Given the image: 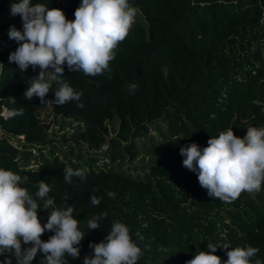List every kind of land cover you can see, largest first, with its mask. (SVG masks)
I'll return each instance as SVG.
<instances>
[{
  "label": "trees",
  "instance_id": "obj_1",
  "mask_svg": "<svg viewBox=\"0 0 264 264\" xmlns=\"http://www.w3.org/2000/svg\"><path fill=\"white\" fill-rule=\"evenodd\" d=\"M63 1L66 6L62 0H31L62 10L66 18L82 2ZM11 2L15 0H0V168L27 176L21 186L33 196L36 183L45 181L54 208L62 209L65 203L74 208L85 237L77 246L79 259L66 254L68 264H83L84 257L93 254L89 243L103 241L116 221L129 228L133 241L138 235L143 238L137 264H185L197 250L207 251L208 243L252 246L259 249L252 264L264 261V184L258 193L242 192L231 203L213 199L196 173L183 166L180 155L181 147L196 143L202 149L211 137L229 129L243 138L248 127H264V0H128L140 21L131 26L102 74L74 73L64 65V78L82 95L60 106L41 105L35 96L24 99L27 81L39 69L30 66L21 72L9 62L19 46L9 39V26L22 30L21 17L10 15ZM165 67L167 78L161 71ZM130 84L137 85L133 95ZM55 90L53 85L45 99H54ZM20 107L23 115L3 117L4 109ZM45 109L77 124L64 137L71 148L62 155L51 138L50 123L39 116ZM161 125L165 129L155 141L151 132ZM15 138L19 145L11 142ZM148 142L150 162L135 174L133 164ZM82 146L94 152L107 146L103 163L97 164L98 156L84 160ZM47 148L49 157L43 155ZM35 149L41 159L31 166ZM66 166L86 168V180L73 177L71 184L65 182ZM92 195L101 198L99 205L91 204ZM66 196L70 199L65 201ZM37 202L43 225L50 209ZM102 212L107 217L100 220L101 227L88 229V219ZM52 235L45 231L41 240L47 242ZM27 247L31 245L22 244ZM214 254L227 259L225 250ZM9 258L16 264L7 253L0 255V264ZM43 260L38 253L32 264Z\"/></svg>",
  "mask_w": 264,
  "mask_h": 264
},
{
  "label": "clouds",
  "instance_id": "obj_2",
  "mask_svg": "<svg viewBox=\"0 0 264 264\" xmlns=\"http://www.w3.org/2000/svg\"><path fill=\"white\" fill-rule=\"evenodd\" d=\"M11 17L19 16L22 30L9 26L8 37L19 45L10 53L9 62L26 72L31 66L39 69L38 75L27 81L24 99L38 97L42 104L60 106L69 101H79L82 95L64 78V65L71 72H83L88 76L102 74L109 69L115 57V49L127 37L134 23L137 10L128 0H82L69 21L60 9L33 4L31 0H15L9 4ZM0 67H3L0 64ZM165 78L168 68L161 69ZM56 86L54 99H45L52 86ZM137 90L136 84L128 85L129 95ZM12 103L15 99L9 98ZM78 107H83L79 104ZM8 117L23 115V107L7 111ZM183 166L196 173L200 186L209 197L231 203L242 192L258 193L264 184V127H248L246 135L238 138L232 129L211 137L207 146L192 143L180 148ZM64 181L71 184L73 177L86 180V168L63 169ZM28 177H21L11 170L0 168V255L14 256L16 264H32L37 254H42V264H68L66 254L79 259L84 239L79 221L74 218V208L65 203L62 209L54 208L49 198L50 186L39 180L34 196L21 186ZM110 198L115 193L108 192ZM70 199L65 197V201ZM50 209L47 222L38 218L40 205ZM92 205H99L101 198L91 196ZM106 212L88 219V229L101 227L100 220ZM45 231L52 232L47 242L41 240ZM143 238L133 241L129 228L122 222H113L104 240L89 243L93 254L85 256L83 264H137L143 255L139 246ZM22 244L31 247L22 248ZM147 246L145 245V248ZM218 249L226 251V260L215 255ZM259 252L252 246L232 247L229 243L207 244V251L197 250L185 264H252ZM3 264H13L6 259ZM254 264H264L255 259Z\"/></svg>",
  "mask_w": 264,
  "mask_h": 264
},
{
  "label": "rangeland",
  "instance_id": "obj_3",
  "mask_svg": "<svg viewBox=\"0 0 264 264\" xmlns=\"http://www.w3.org/2000/svg\"><path fill=\"white\" fill-rule=\"evenodd\" d=\"M158 7H161V5ZM67 19H69L71 21L74 20L75 19L74 14H72V17H68ZM139 21H140V18H139V16L136 15L134 18V23L131 26L135 25ZM165 110L166 109L164 107H162L161 114H163ZM7 111H8L7 109H4V111L2 113L3 117L6 119L9 118L7 115ZM39 116H40L41 120H43L45 123H50L51 129L49 132H50L51 138L54 140V143H55L56 147L58 148L57 149L58 154L62 155V153L67 151L68 147H70V145H71L69 143L64 142V137L68 138L77 129V124L71 120H66L62 117H56L51 109H45V110L40 111ZM164 129H165V127L163 125L159 126L158 130H153L151 132V135H152L151 137L155 141H159L160 140V130L163 131ZM111 135L114 136L115 133L114 134L111 133ZM0 137H2V131H0ZM156 139H158V140H156ZM20 141L23 142V138H20ZM11 142L14 145H19L18 140L16 138L12 139ZM74 146H75L74 148L76 151H80V147H78L77 145H74ZM50 148H51V146H50ZM50 148L43 150V155H45L46 157H49L48 151L50 150ZM145 149L150 150V143L149 142L147 145H141V150H143V151H141V154L138 158V161H136V163L133 164L136 167V169H133V172L135 174L142 173L143 169L150 162V157L147 154V151ZM106 150H107V146H105L99 152L98 151L94 152L86 146L81 147V151L83 152V159L87 160L90 157L98 156V158L101 159L97 163L98 165L103 163L102 159H104V158H102V157H103V154L105 153ZM32 154H33V156L30 158V165L31 166H37L39 164V162L36 161V158L39 157L41 159L40 152H38V150L35 149L32 152ZM127 168H128V165H125V169H127ZM227 221H229V220L227 219Z\"/></svg>",
  "mask_w": 264,
  "mask_h": 264
},
{
  "label": "built area",
  "instance_id": "obj_4",
  "mask_svg": "<svg viewBox=\"0 0 264 264\" xmlns=\"http://www.w3.org/2000/svg\"><path fill=\"white\" fill-rule=\"evenodd\" d=\"M62 2H63V6H66V3H65V1H63V0H62ZM71 17H72V16H71ZM68 20H69V19H68ZM69 21H71V20H69Z\"/></svg>",
  "mask_w": 264,
  "mask_h": 264
}]
</instances>
